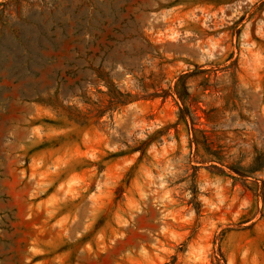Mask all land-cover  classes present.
Listing matches in <instances>:
<instances>
[{"label": "rangeland", "instance_id": "obj_1", "mask_svg": "<svg viewBox=\"0 0 264 264\" xmlns=\"http://www.w3.org/2000/svg\"><path fill=\"white\" fill-rule=\"evenodd\" d=\"M0 264H264V0H0Z\"/></svg>", "mask_w": 264, "mask_h": 264}]
</instances>
